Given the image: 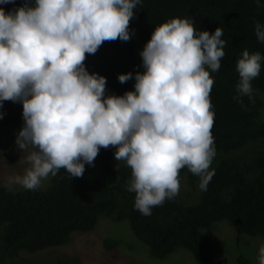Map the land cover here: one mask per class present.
<instances>
[{
    "label": "clouds",
    "instance_id": "1",
    "mask_svg": "<svg viewBox=\"0 0 264 264\" xmlns=\"http://www.w3.org/2000/svg\"><path fill=\"white\" fill-rule=\"evenodd\" d=\"M140 4L24 0L8 12L0 7V108L4 101L22 104L16 145L28 152L30 165L9 183L36 190L60 169L68 178H81L101 148L114 147V160L130 168L127 191L135 193L134 207L144 216L179 194L185 167L200 178V190H207L216 156L210 73L219 71L225 55L223 29L198 31L191 17L156 26L139 53L142 71L118 75L121 84L134 79V91L122 96H106V78L85 68L86 54L134 35L129 23ZM255 35L264 43L259 22ZM262 59L258 51L244 50L237 61L235 99L241 105V97H252ZM258 264H264V247Z\"/></svg>",
    "mask_w": 264,
    "mask_h": 264
},
{
    "label": "trees",
    "instance_id": "2",
    "mask_svg": "<svg viewBox=\"0 0 264 264\" xmlns=\"http://www.w3.org/2000/svg\"><path fill=\"white\" fill-rule=\"evenodd\" d=\"M23 3L15 0L0 7L8 12ZM184 17H191L198 31L211 33L221 27L226 41L221 67L210 73L214 79L210 96L216 156L210 167L215 174L207 190H200V178L185 167L180 177L185 174L186 182L180 187L187 194L197 193L196 202L182 205L178 200L185 193L179 191L144 216L134 207L135 193L127 191L130 168L124 161L114 160V147L101 148L94 160L99 163L85 164L81 178H68L66 170L60 169L55 176L49 174L50 184L43 190L12 191L0 185V263L20 253L33 255L61 247L73 233L92 231L102 217L126 220L134 238L145 244L155 259L182 249L195 264L211 263V242L203 231L222 220L231 224L237 236L264 240V143L253 147L264 139V59L259 76L251 82V99L241 97L243 105L235 99L239 81L236 64L242 52L258 51L264 57V43L255 35V22L264 25V0L259 5L255 0H141L129 23L134 35L127 42L106 41L94 55L86 54L85 68L106 78V96L134 91V79L121 84L118 75L142 71L139 53L154 28L171 18ZM2 104L0 126L23 120L20 102ZM246 148L251 152H243ZM118 244L115 239H102L109 254ZM235 264L252 263L238 254Z\"/></svg>",
    "mask_w": 264,
    "mask_h": 264
},
{
    "label": "rangeland",
    "instance_id": "3",
    "mask_svg": "<svg viewBox=\"0 0 264 264\" xmlns=\"http://www.w3.org/2000/svg\"><path fill=\"white\" fill-rule=\"evenodd\" d=\"M262 117L264 120V108ZM24 125L20 123L9 126H0V185L9 190L24 189L16 183H9V178L23 175L26 168L27 151H21L16 145L18 132ZM264 143V139L253 147L258 148ZM251 152L246 148L243 152ZM99 162H94L98 164ZM90 167V166H89ZM111 179H114L111 177ZM186 176L180 177V185L185 184ZM50 184V176L43 179V190ZM182 205H192L196 202L197 193L183 191L180 187ZM195 194L194 196H192ZM203 234L211 242L213 260L208 264H235V257L240 254L246 257L252 264L259 262V250L264 247V240L259 237L249 238L243 235L237 236L230 223L222 220L215 222L211 228L203 231ZM110 238L118 241V246L106 252L102 247V239ZM3 264V263H0ZM4 264H195L188 252L176 249L164 259L152 258L145 244L138 241L132 235L126 220L113 221L102 217L96 223L94 229L84 233H73L70 241L58 248L39 251L35 254L20 253L17 258Z\"/></svg>",
    "mask_w": 264,
    "mask_h": 264
}]
</instances>
